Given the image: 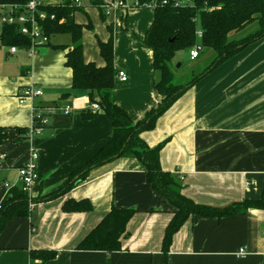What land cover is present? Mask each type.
I'll return each mask as SVG.
<instances>
[{
	"label": "crops",
	"instance_id": "obj_1",
	"mask_svg": "<svg viewBox=\"0 0 264 264\" xmlns=\"http://www.w3.org/2000/svg\"><path fill=\"white\" fill-rule=\"evenodd\" d=\"M41 1L47 6L64 2ZM78 7L84 12L74 14L75 22L91 25L82 34L84 61L104 65L98 42L109 39L110 27L113 65L126 76V81L116 76L112 101L134 124L142 121L162 100L154 88L158 74L152 51L143 42L154 9L151 19L140 14L145 9H116L102 19L87 0H80ZM55 36L35 56L20 48L10 52L11 47H0V128L7 135L0 146V191L5 192L1 201L8 193L4 182L19 188L16 169L27 161L31 148L38 153L40 175L29 216L11 220L0 234V264H36L31 251H55L56 258L45 264H165L161 244L172 208L152 191L136 159H114L91 170L67 193L48 200L112 134L106 115L89 111L86 92L71 90L72 73L65 66L68 49L56 48L71 41L52 45ZM234 59L187 89L158 118L154 130L141 135L149 147L167 140L159 155L161 170L177 177L182 194L198 205L222 208L264 199V76H257L255 62L249 63L250 77L224 76L244 65ZM27 87L42 90L32 106L47 120L32 138L26 137L30 106L18 102ZM86 113L93 117L86 119ZM70 199L86 200L92 209L64 212L63 204ZM112 206L137 211L121 238V250H77ZM240 249L244 257L237 256ZM166 264H264V211L249 210L220 220L189 218L174 235Z\"/></svg>",
	"mask_w": 264,
	"mask_h": 264
},
{
	"label": "trees",
	"instance_id": "obj_2",
	"mask_svg": "<svg viewBox=\"0 0 264 264\" xmlns=\"http://www.w3.org/2000/svg\"><path fill=\"white\" fill-rule=\"evenodd\" d=\"M29 0H0V6H16L19 10ZM92 8H96L100 17L104 19L101 5L103 0H87ZM151 0H141L149 3ZM168 5L154 8L153 20L145 33L143 42L152 51L154 71L160 76L154 88L162 97L161 102L150 110L142 121L133 123L127 112L114 104L111 98L117 71L113 65V38L109 27V39L98 42L100 56L104 61L102 67L93 62H85L82 53L83 30H91V25L76 23L74 14L84 12L75 6L72 0H64L62 4L45 5L40 10L48 15L53 14L55 20L45 21L43 28L50 38L55 35H69L70 45L56 46L67 50L65 66L71 70V90L84 91L89 103L97 104L111 123L112 134L110 140L102 146L95 155L83 166L74 171L65 185L48 200L56 198L70 191L82 182L89 172L97 167L117 158L136 159L145 174L146 182L156 194L165 199L172 208V218L167 224L161 253L164 263L171 247L174 235L189 219L199 217L203 219L230 218L249 210L264 211V199L244 200L222 208L198 205L182 194V185L178 178L160 167V151L166 144L164 140L153 147H149L141 135L154 130L156 121L183 94L201 79L225 64L249 45L264 38V0H167ZM181 3L174 6L175 3ZM63 19V23L60 21ZM257 24L258 29L250 36L231 40L232 34H239L249 26ZM0 31V47L29 46V40L23 37L17 26L2 25ZM201 31V38L196 32ZM196 44L201 45V51L213 52L216 57L206 70L198 76L192 75L185 87H177L172 83L173 77L168 69V60L175 53L192 49ZM86 119L92 118L91 113L84 114ZM23 132V131H20ZM25 132V131H24ZM3 128H0V146L6 138ZM64 212L84 213L92 207L86 200H67L62 207ZM137 211L130 208L111 207L102 220L78 243L77 250L89 252L112 253L121 250V238L127 234L126 226ZM153 212V211H151ZM29 216L28 199L20 188L11 189L0 202V234L13 219ZM55 251H31L32 263L45 264L54 260Z\"/></svg>",
	"mask_w": 264,
	"mask_h": 264
},
{
	"label": "built area",
	"instance_id": "obj_3",
	"mask_svg": "<svg viewBox=\"0 0 264 264\" xmlns=\"http://www.w3.org/2000/svg\"><path fill=\"white\" fill-rule=\"evenodd\" d=\"M74 5H79L80 0H72ZM160 3L161 6L168 5L167 0H151L149 3H142L141 0H103L101 10L104 16L108 17L116 9L129 10L139 7H151L156 8ZM181 3L177 2L174 6H179ZM45 4L41 0H29L28 3L19 10L16 6H0V27L2 25L17 26L19 33L29 40V46L23 50L27 51L30 56H35L39 50L48 46L50 38L45 34L43 23L45 21L55 20L53 14L48 15L46 12L41 11L40 8ZM63 23V19L60 21ZM201 31L196 32V37L201 38ZM17 47H11L10 52H14ZM201 51V45L196 44L189 51V59L195 60L199 57ZM117 77L121 81H126V76L123 72L119 71ZM42 90L37 87H27L21 91L18 96V102L20 105H29L31 110V125L26 133L27 138L42 132L47 125V120L37 114L35 108L32 106V101L35 98L42 96ZM88 109L91 112H97L100 110L99 106L94 103L88 104ZM70 107L66 106L63 109L65 115L69 114ZM2 156H0V159ZM38 153L31 148L27 161L16 169L17 171V183L23 193L26 194L28 199V210L33 208L32 192L34 187L38 184L40 175L37 170ZM6 192H9L14 188L13 184L3 183ZM246 255L244 249H240L237 256L244 257Z\"/></svg>",
	"mask_w": 264,
	"mask_h": 264
},
{
	"label": "rangeland",
	"instance_id": "obj_4",
	"mask_svg": "<svg viewBox=\"0 0 264 264\" xmlns=\"http://www.w3.org/2000/svg\"><path fill=\"white\" fill-rule=\"evenodd\" d=\"M56 1L61 2V0H56ZM84 7H86V6H84ZM134 9H140V10L145 9L144 11H141L140 14L148 15L149 19L152 18L153 8L151 9V8L139 7V8H132V9H129L126 11H131ZM101 22H102L101 23L102 27L106 26L105 21H101ZM257 29H258L257 24H253L239 34H232L230 36V39L231 40L244 39V38L250 36L251 34H253ZM124 32L126 34L131 33L130 31H124ZM91 36H93V35H91ZM69 41H70L69 35H57L54 38H51V44L52 45H58L61 43L66 44V42H69ZM255 45H259V46H256L257 49L255 51H252L251 47L255 46ZM189 51H190V49H186V50L177 52L167 62L168 69L171 72L172 77H173L172 83L177 87H185L190 82V79H191L193 74L195 76H198L200 73H202L204 70H206L208 68V66L211 64V62L216 57V55L213 52L200 51L199 57L197 59L191 61L189 59ZM238 55H240V56L238 58H236V60L234 59V57L232 59H234L233 61L238 60L239 63L242 62V64H244L240 68L241 70H237V72H234L235 70L234 71L233 70H230V71L227 70V71H225L224 76L236 77V75H238L239 77H242V78L243 77H250L251 69H250L249 63H251V62L257 63L256 69H255L257 76H264V38H262L261 40L255 42L251 45H249L247 48H245ZM238 55H236V56H238ZM232 59L228 60L227 62L231 61ZM178 65H180V66L178 67ZM157 74H158V79H159L160 73L157 72ZM18 187H19V185H18ZM4 195H5V192L0 191V201Z\"/></svg>",
	"mask_w": 264,
	"mask_h": 264
},
{
	"label": "water",
	"instance_id": "obj_5",
	"mask_svg": "<svg viewBox=\"0 0 264 264\" xmlns=\"http://www.w3.org/2000/svg\"><path fill=\"white\" fill-rule=\"evenodd\" d=\"M180 65H178V67H179Z\"/></svg>",
	"mask_w": 264,
	"mask_h": 264
}]
</instances>
